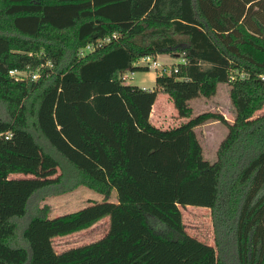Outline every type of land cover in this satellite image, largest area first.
<instances>
[{
  "label": "trees",
  "instance_id": "16d2710c",
  "mask_svg": "<svg viewBox=\"0 0 264 264\" xmlns=\"http://www.w3.org/2000/svg\"><path fill=\"white\" fill-rule=\"evenodd\" d=\"M145 55L186 62L153 89L125 83L150 70ZM223 83L234 120L194 116L189 101ZM159 92L189 120L154 125ZM263 108L264 0H0V264H264ZM212 120L228 128L214 162L197 133ZM79 186L106 199L56 217L32 210L37 195ZM188 205L211 209L215 244L187 233ZM105 216L103 238L56 251L54 237Z\"/></svg>",
  "mask_w": 264,
  "mask_h": 264
},
{
  "label": "rangeland",
  "instance_id": "374dc122",
  "mask_svg": "<svg viewBox=\"0 0 264 264\" xmlns=\"http://www.w3.org/2000/svg\"><path fill=\"white\" fill-rule=\"evenodd\" d=\"M180 60V57L176 55H168L167 57L163 56L159 58V61L166 66L180 63ZM156 73L158 74L159 70L151 69L149 71H137L133 74H127V72H125V76L129 75L132 77V79H128L130 84H135L142 88L145 86L149 89H153L155 87L154 75ZM122 78L124 81H127L126 78ZM189 103L194 109V116L211 111L221 113L226 119L233 121L236 115L235 108L230 98L229 84H220L217 94L212 97H199L190 100ZM154 106L155 107L152 111V122L159 128L167 129L177 127L189 120V118L181 117L179 115L173 101L165 92H159ZM263 113L264 108L257 111L255 117L262 115ZM227 132V126L223 122L217 120L209 121L197 128V133L204 146L205 157L210 162L216 160L218 147L227 135ZM11 176L21 178L26 175L23 173H14ZM105 199L106 197L103 194L86 186H79L77 189L68 192L57 194L41 193L37 195L33 200L32 210L47 205L49 207V216L56 217L65 213L78 211L90 204L103 202ZM108 200L114 202L118 201L116 190L112 192L108 197ZM180 208L187 233L203 242L215 244L211 209L195 205L181 206ZM109 228L110 217L105 216L87 229L70 235L54 237L53 245L57 252H62L103 238L108 233Z\"/></svg>",
  "mask_w": 264,
  "mask_h": 264
},
{
  "label": "built area",
  "instance_id": "2783aa9c",
  "mask_svg": "<svg viewBox=\"0 0 264 264\" xmlns=\"http://www.w3.org/2000/svg\"><path fill=\"white\" fill-rule=\"evenodd\" d=\"M118 35L117 33H114L112 36H108L106 38L100 39L98 40L96 43H89L87 44L84 48H82L79 52L80 56H85L86 54L94 51L95 49L103 46L106 43H109L113 38H117ZM180 63H185L186 59L181 56L180 57ZM139 65H143V66H147L149 69H155V70H159V73H172V70H174L175 72H178L179 70V66L178 64H172L171 66H166L165 64L161 63L156 56H152V55H145L143 56L139 61H138ZM129 73H134V72H127V74ZM9 74L11 76H13L16 80H24L27 78H31L32 80H36L40 77V72L39 71H30V70H18V69H11L9 71ZM124 78L127 79H132V77H130L129 75L125 76V73L123 74ZM124 81V80H123ZM127 81H124L125 83Z\"/></svg>",
  "mask_w": 264,
  "mask_h": 264
},
{
  "label": "crops",
  "instance_id": "0c3cea01",
  "mask_svg": "<svg viewBox=\"0 0 264 264\" xmlns=\"http://www.w3.org/2000/svg\"><path fill=\"white\" fill-rule=\"evenodd\" d=\"M163 56H166V57H167L168 55H157V59L159 60V58H160V57H163ZM150 70H151V69H150ZM132 74H133V73H132ZM154 76H155V79H156L157 73H156ZM126 83H129V84H130V81H127ZM143 88H147V87L143 86ZM147 89H149V88H147ZM154 107H155V106H153V109H154ZM152 114H153V112H152ZM151 120H153V119H152V115H151Z\"/></svg>",
  "mask_w": 264,
  "mask_h": 264
}]
</instances>
